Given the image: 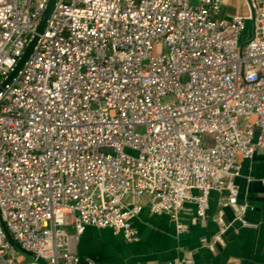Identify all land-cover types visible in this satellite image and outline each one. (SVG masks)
I'll use <instances>...</instances> for the list:
<instances>
[{"label": "built area", "instance_id": "obj_1", "mask_svg": "<svg viewBox=\"0 0 264 264\" xmlns=\"http://www.w3.org/2000/svg\"><path fill=\"white\" fill-rule=\"evenodd\" d=\"M242 1L54 0L1 87L48 0H0V264H38L7 233L47 264H96L71 247L86 226L132 241L144 206L203 218L213 190L251 225L234 178L264 146V0Z\"/></svg>", "mask_w": 264, "mask_h": 264}, {"label": "crops", "instance_id": "obj_2", "mask_svg": "<svg viewBox=\"0 0 264 264\" xmlns=\"http://www.w3.org/2000/svg\"><path fill=\"white\" fill-rule=\"evenodd\" d=\"M223 2L228 14L246 12L242 0ZM234 184L237 201L246 206L243 217L251 225H242L236 219L237 208L226 202L225 191L213 190L203 218H195L192 202H185L176 220L167 213H152L144 206L131 218L136 229L134 240L127 241L121 233L108 228L88 225L71 247L81 262L91 258L96 264H188L181 261L187 257L193 264H264V146L241 161V172L234 178ZM218 214L228 226L222 234V243L209 250L199 240L215 234L214 217ZM180 227L183 231L178 233ZM67 231L72 229L69 227ZM13 247L19 259L25 261L21 250Z\"/></svg>", "mask_w": 264, "mask_h": 264}, {"label": "water", "instance_id": "obj_3", "mask_svg": "<svg viewBox=\"0 0 264 264\" xmlns=\"http://www.w3.org/2000/svg\"><path fill=\"white\" fill-rule=\"evenodd\" d=\"M53 2H54V0H48L44 10L42 11V13L40 15L35 34L31 38V40L28 42L27 46L25 47V49H24L22 55L20 56L19 60L17 61L16 65L13 67V69L10 71V73L7 75V77L3 80L1 87H3L5 84L9 83L12 80V78L17 74V72L22 67L25 60L31 54L33 47H34L36 40H37V35H38V33H40L42 31V29L44 27L45 20L48 16L52 6H53ZM7 236L10 239V241L12 242V244L14 246H16L19 250H21L24 254L29 256L31 260L36 261L38 264H47V262L43 258H41L37 255H34L31 252H28V251L21 249L17 245V243L11 238L9 233H7Z\"/></svg>", "mask_w": 264, "mask_h": 264}, {"label": "rangeland", "instance_id": "obj_4", "mask_svg": "<svg viewBox=\"0 0 264 264\" xmlns=\"http://www.w3.org/2000/svg\"><path fill=\"white\" fill-rule=\"evenodd\" d=\"M249 25H248V23H247V28H249L248 27ZM17 249V248H16ZM18 250V249H17ZM20 252V254L23 256V258H25V261H27L28 259H30V257L29 256H27L26 254H24L23 252H21V251H19Z\"/></svg>", "mask_w": 264, "mask_h": 264}]
</instances>
